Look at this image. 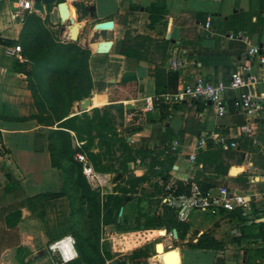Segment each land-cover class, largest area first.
Returning <instances> with one entry per match:
<instances>
[{
  "label": "crops",
  "instance_id": "crops-1",
  "mask_svg": "<svg viewBox=\"0 0 264 264\" xmlns=\"http://www.w3.org/2000/svg\"><path fill=\"white\" fill-rule=\"evenodd\" d=\"M69 1L74 3L78 19L70 13L71 7L66 3L69 17L77 23L80 21V32L86 23L113 22V44L107 54H96L98 42H91L92 25L90 45H87L90 47L87 48L90 51L88 63L91 74L93 59L109 57L110 70L113 74L116 72L118 78L109 77L104 91L96 94L97 87L91 74L93 88L86 112L118 100L125 111H133L131 121L116 120L125 124L126 129L130 128L129 147L147 152V155L129 163L128 171L136 177L148 174L151 157L158 163L155 170L168 177L167 185L173 184L175 190L177 184L190 188L193 183L215 194L217 188L225 186L230 192L243 196L250 207V211L236 209L227 214L222 211L215 217L199 211L190 212L185 223L176 220L178 230L169 232L172 234L175 230L178 249L168 250L159 245L155 251V245L152 248L151 243L144 244L150 252L147 264H162L159 256L172 251L177 258L174 264H185L186 261V264H216L218 259H222L223 264H264V127L239 110L236 105L238 93L226 92L223 117L216 115L210 103L201 100L192 104L159 105L151 112L143 110L144 100L154 95L175 92L181 86H191L198 81H226L237 68L247 63L248 46H257L264 55V0ZM14 2L0 0V264H63L48 247L66 237L69 228L67 197L57 195L34 205L33 209L26 206L30 198L59 194L62 175L50 163L46 142L48 129L31 119L37 115V110L26 75L15 71L13 59L4 54L6 46L20 45L22 48L19 39L28 17L36 15L44 19L47 12L46 7L45 16L33 11L20 21L14 14ZM76 4L84 6L85 12L76 8ZM51 7L49 25H59L56 6ZM90 7L94 8L91 18ZM149 8L162 11V15H151L155 19L152 26ZM207 20L209 29L205 28ZM237 32H242L245 41L230 38ZM59 34L67 37L66 32L61 34L59 30ZM173 59L182 62L176 70L170 68ZM253 73L264 76V65L254 67ZM263 88L262 84L257 86L258 91ZM82 101L73 103L70 117L81 114L79 104ZM129 105L132 109H126ZM210 132L228 136L237 147L223 151L207 141L204 148L196 149L197 143ZM174 142L178 144L175 151L172 150ZM73 144L76 146V141ZM193 153L196 157L191 162L189 156ZM103 175L108 176L112 188L122 177L120 174L115 181L118 174ZM154 183L161 186L162 177L152 178L142 188L147 193L152 192L149 184ZM91 189L99 191L101 196L113 191ZM139 196L140 190L136 198ZM162 209L160 207L158 213ZM17 211L20 212L18 222L8 226L6 219ZM101 227L112 233L115 242L133 233H118L113 226ZM165 232L164 229L156 234ZM203 234L218 241L221 250L194 248ZM151 239L154 240L153 235ZM116 246L115 243L110 246L111 262L120 264H129L127 256L142 247L118 250ZM63 249L73 255V248L72 254ZM39 252L42 254L35 256Z\"/></svg>",
  "mask_w": 264,
  "mask_h": 264
},
{
  "label": "trees",
  "instance_id": "trees-1",
  "mask_svg": "<svg viewBox=\"0 0 264 264\" xmlns=\"http://www.w3.org/2000/svg\"><path fill=\"white\" fill-rule=\"evenodd\" d=\"M75 7L85 12L84 6L76 4ZM51 9V6L46 7L47 15L44 19L33 15L25 20L19 40L27 63L13 59L12 65L15 71L26 75L28 90L37 110V115L31 119L48 129L46 142L50 163L52 168L61 172L62 188L59 194L30 198L26 206L33 209L34 205L54 199L57 195L67 197L70 218L74 221L75 229H78L74 247L77 258L69 264H120L111 262L109 250H103L99 227L113 226L118 233L178 230L179 225L172 210L163 208L158 213L168 177L155 170L158 163L151 157L148 174L136 177L128 171L127 165L137 158L142 160L147 152L129 147L127 137L131 135L130 128L126 129V125L116 118L131 121L133 111H125L121 100L101 109L92 108L89 113L69 116L73 103L91 96L93 84L88 63L90 51L75 43H60L54 39L47 28ZM149 13L152 26L155 19L151 15H162V11L149 8ZM73 141L81 144L79 149ZM77 152L87 156L96 172L121 174V179L111 193L101 196L99 191L89 187L81 173V166L73 160ZM159 164L163 166V163ZM154 177H162L161 186L157 183L149 184L152 192H145L142 185ZM188 188L177 184L176 193L187 194ZM139 190L140 196L136 198ZM126 197H129L127 201ZM121 208L123 212L118 222ZM84 214H87V222L92 228L90 237L82 236L79 231L82 223L78 219ZM19 218L20 212H14L8 216L6 223L12 227ZM193 247L220 251L222 245L203 234ZM149 253L147 245L133 250L127 256L129 264H147Z\"/></svg>",
  "mask_w": 264,
  "mask_h": 264
},
{
  "label": "built area",
  "instance_id": "built-area-1",
  "mask_svg": "<svg viewBox=\"0 0 264 264\" xmlns=\"http://www.w3.org/2000/svg\"><path fill=\"white\" fill-rule=\"evenodd\" d=\"M14 1V14L20 21H23L27 13L34 11L33 0ZM205 28H210L208 20L205 23ZM230 38L244 41L246 39L242 32L230 35ZM4 54L14 60L23 63L27 62L22 55V48L20 45L6 46ZM246 59L247 63L237 68V70L224 82L219 81L217 83H210L198 81L191 86H181L175 92L154 95L144 100L143 110L145 112H151L155 106L159 105L175 106L183 103L192 104L201 100L210 103L216 115L218 117H223L226 113L224 96L227 91H233L238 93L236 105L239 110L248 118L262 124L264 127V88L262 91L257 90L258 85L262 84L264 86V76H257L253 73L254 67H262L264 65V55H262L257 46H248ZM181 65V61L174 59L170 62V68L173 70H176ZM207 141H210L214 148L223 151H228L237 147L236 143L230 140L228 136L210 132L197 143L196 149L204 148L207 145ZM80 146L81 144L76 142L75 147L79 149ZM177 147L178 144L174 142L172 144V150H177ZM195 157V153H193L189 156V160L194 162ZM73 160L81 166V173L91 188L102 189L108 184V176L96 173L84 153L77 152ZM216 191L217 192L213 194L211 190H202L197 184L192 183L187 194L176 193L173 184H168L165 186L164 193L160 198V207L172 210L176 220L180 223H185L192 211L207 213L214 217L219 216L222 211L225 214L232 213L236 209L250 211V207L243 196L230 192L225 186L217 188ZM146 233L150 234L152 231H137L133 232L132 235ZM169 235L172 236L171 233H169ZM65 241H68L71 248H73V255L67 254L61 246H58ZM74 245L75 242L72 238L65 237L51 244L48 250L52 254H57L63 264H67L77 258Z\"/></svg>",
  "mask_w": 264,
  "mask_h": 264
},
{
  "label": "rangeland",
  "instance_id": "rangeland-1",
  "mask_svg": "<svg viewBox=\"0 0 264 264\" xmlns=\"http://www.w3.org/2000/svg\"><path fill=\"white\" fill-rule=\"evenodd\" d=\"M66 3L68 4L69 7H71L70 9V13H72L73 15H75V18L78 19L77 15L78 12L75 11V8L73 6V2L67 0ZM80 20V18H79ZM78 21V20H77ZM78 23H80V21H78ZM93 24L90 23H86L84 30L82 32H80V35L78 37V40L75 42V44H77L80 47H83L84 45H86L85 48H90L87 45L89 44V34H90V29L92 27ZM48 28L51 31L54 39H56L58 42L60 43H70L68 38L62 34H59V25H49L48 24ZM90 68H91V74H92V78L94 79L95 85L97 87L96 91L98 94V92L104 91L105 87H107V83L106 80L109 77H112L114 75L115 78H118V74L115 72V74H113V71L110 70V65H109V57H96L95 59L92 60V62L90 63ZM109 186V187H108ZM113 188L110 187V185L108 184L107 187H103L102 190L110 192ZM68 231L66 232V237H70L74 240V242H77V237H78V233L77 230L75 229V225H74V221L70 218V208H68ZM81 221L82 223V227H80L79 231L82 234V236L85 237H90L91 233H92V228L91 225L87 222V214H84L82 217H80V219H78ZM95 228V226H94ZM99 237H100V244L103 248V250H109V252H111V247H113L114 243L117 245L116 249H121V248H130V246H139V245H144L147 244L148 242L151 243L152 248H154L155 245V251L157 246L159 245H163V247L167 248L168 250H176L179 248V243L176 241V236H174L175 234L172 233V236L169 235V232H165L164 233H157L155 235H153L154 240L149 239L152 237V234H139V235H131V236H126L125 238H122L119 242L118 241H113V239L111 238L112 233H110L109 231H104L102 229V227H99ZM156 231H164V229H160V230H156ZM160 236V237H159ZM103 240V241H102ZM75 247V245H74ZM157 253V252H156ZM114 256H118L117 253H114ZM113 257V256H112ZM119 259V257H117ZM189 259V257H187V260ZM191 262V261H189ZM187 263V261L185 262V264ZM192 263V262H191ZM159 264V263H158Z\"/></svg>",
  "mask_w": 264,
  "mask_h": 264
},
{
  "label": "water",
  "instance_id": "water-1",
  "mask_svg": "<svg viewBox=\"0 0 264 264\" xmlns=\"http://www.w3.org/2000/svg\"><path fill=\"white\" fill-rule=\"evenodd\" d=\"M56 6L58 17H59V30L62 34L66 32L67 38L69 42H76L78 40V35L80 30H82V25L79 23H73L72 19L68 18V6L65 0H33V10L39 13L41 16H45V7L47 6ZM93 7L89 9V16L90 18L93 15ZM92 34H91V42H98L97 47L95 49L96 54H107L113 44V22L112 21H104L100 23L93 24L92 27ZM90 105V100L88 98L84 99L79 104L80 113L86 112L87 108ZM126 109H132V106H126ZM120 177L118 174L115 178L117 181ZM128 198L125 199L127 201ZM122 215V208L119 210L118 213V222ZM175 233V230H173ZM42 252L35 254V256L41 255ZM216 264H223L222 259H218Z\"/></svg>",
  "mask_w": 264,
  "mask_h": 264
},
{
  "label": "bare ground",
  "instance_id": "bare-ground-1",
  "mask_svg": "<svg viewBox=\"0 0 264 264\" xmlns=\"http://www.w3.org/2000/svg\"><path fill=\"white\" fill-rule=\"evenodd\" d=\"M68 18L72 19L73 23H76V19L70 18L69 15H68ZM155 234H156V231H154V233H152V235H155ZM60 245H61L62 248H65L67 252L68 251L70 252V250L73 252L72 248L70 247V245L68 243H63V244H60ZM60 245H58V246H60ZM173 253L174 252L172 251V252H169L167 255L165 254V255H162L161 257L159 256L160 262L162 264H174L177 261V258H176V255L173 254ZM73 254H74V252H73Z\"/></svg>",
  "mask_w": 264,
  "mask_h": 264
}]
</instances>
